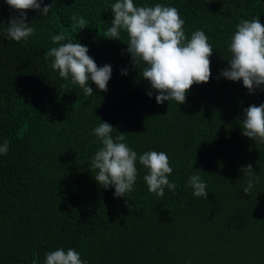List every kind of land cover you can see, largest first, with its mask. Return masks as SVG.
Masks as SVG:
<instances>
[{
	"label": "trees",
	"instance_id": "1",
	"mask_svg": "<svg viewBox=\"0 0 264 264\" xmlns=\"http://www.w3.org/2000/svg\"><path fill=\"white\" fill-rule=\"evenodd\" d=\"M116 0H44L43 16L26 10L35 32L20 42L0 36V264H45L46 253L73 248L86 264H264V143L242 134L243 110L264 103V86L249 93L242 80L220 76L242 19L260 18L264 0H134L137 6H174L188 39L203 30L213 47L211 77L194 84L186 102L157 104L131 64L128 37H106ZM43 6V5H42ZM85 19L80 29L72 20ZM0 0V28L18 16ZM66 33L86 45L98 66L110 64L106 92L94 82L85 96L45 59L51 37ZM67 40L61 43H66ZM127 69V75L121 70ZM153 91L149 97L148 91ZM108 122L124 132L138 155L163 151L175 192L150 193L137 161L128 196L115 197L94 178L91 160L102 146L94 128ZM259 176L250 194L242 166ZM199 174L208 199L193 196L188 177Z\"/></svg>",
	"mask_w": 264,
	"mask_h": 264
},
{
	"label": "clouds",
	"instance_id": "2",
	"mask_svg": "<svg viewBox=\"0 0 264 264\" xmlns=\"http://www.w3.org/2000/svg\"><path fill=\"white\" fill-rule=\"evenodd\" d=\"M5 2L18 11L19 15L12 17L7 27L0 28V36L16 42L27 40L35 32V28L27 22L26 10H39L43 16H47L52 8V4H44V0ZM111 10L114 19L105 36L121 40V32L127 34V52L131 55V64L137 69L140 63L145 65L141 77L149 81L151 89L155 90L157 104L165 101L183 104L194 84L210 80L213 47L203 30L194 31L190 39L186 37L185 21L176 7L160 3L154 6H137L134 0H116L111 5ZM72 20L80 29L85 27L83 16L74 14ZM236 29L229 44L231 57L228 59V67L222 69L219 75L230 81L242 80L249 93H254L264 86V24L260 18L242 19ZM51 39L58 47L49 49L45 53V59L53 58L51 67L58 71L61 78H71L73 84H78L83 89L85 96L93 94V88L89 86L90 80L99 90H108V81L112 75L110 64L98 66L88 54V47L72 42L64 32L53 35ZM65 40L68 42L61 43ZM127 73V69L121 70L122 75ZM147 95L151 97L153 91H148ZM240 121L244 136L264 143V103L245 108ZM113 129L108 122H101L93 130L102 145L91 160L90 169L98 170L94 175L95 180L104 188L114 186L115 197L128 196L134 191L137 181L138 161L148 169L143 179L150 193L163 197L165 188L175 192L177 184L168 178L173 172L168 155L155 150L138 155L126 143L124 132L113 137ZM9 145L8 140L0 144V154L6 155ZM241 172L248 178L243 192L250 194L259 176L251 163L242 166ZM186 186L193 189V196L208 199L207 185L199 174L189 176ZM45 264H86V261L73 248L67 251L58 248L46 253Z\"/></svg>",
	"mask_w": 264,
	"mask_h": 264
}]
</instances>
